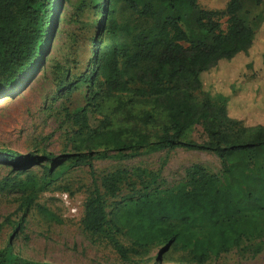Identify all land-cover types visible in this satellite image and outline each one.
Instances as JSON below:
<instances>
[{"label": "trees", "instance_id": "obj_1", "mask_svg": "<svg viewBox=\"0 0 264 264\" xmlns=\"http://www.w3.org/2000/svg\"><path fill=\"white\" fill-rule=\"evenodd\" d=\"M59 1L0 0V98L20 87L40 62ZM260 3L229 0L222 11L205 10L198 0H105L99 7L103 39L93 67L68 87L84 84L87 106L107 102L108 112L91 130L87 107L72 115L79 126L72 133L70 160L76 166L93 159L127 161L184 147L213 153L221 163L219 173L192 165L169 188L159 175L139 168L94 178L90 165L94 189L83 205V229L102 236L123 262L135 264L133 256L155 247L162 248L153 264H162L170 250L195 264L233 249L263 252L264 122L248 127L230 117L228 93L211 94L204 85L208 74L237 56L246 57V66L254 61L259 27L253 30L245 13ZM195 125L202 126L207 141L185 143ZM54 160L46 152L0 150V164L15 170ZM44 168L46 179L51 169ZM126 184L130 189L120 196ZM44 185L32 176L15 184L28 194L20 204L24 214ZM39 212L54 218L46 209ZM0 264L51 263L23 258L8 243L0 248Z\"/></svg>", "mask_w": 264, "mask_h": 264}, {"label": "rangeland", "instance_id": "obj_2", "mask_svg": "<svg viewBox=\"0 0 264 264\" xmlns=\"http://www.w3.org/2000/svg\"><path fill=\"white\" fill-rule=\"evenodd\" d=\"M104 2L60 0L57 21L43 46L40 62L20 87L0 98V150L36 155L46 152L55 157L51 165L44 162L22 170L0 164V248L10 243L18 255L33 261L132 264L123 262L102 236L83 229V205L94 189L93 176L99 178L116 169L130 172L139 168L159 175L164 187L169 188L182 180L192 165H202L212 173L221 170L215 154L184 147L142 154L127 161L93 159L89 164L76 166L70 160L74 155L72 133L79 126L72 115L87 107V124L91 130L99 126L108 112L107 102H102L101 108L87 106L88 91L84 84L72 91L68 87L69 81L87 75L93 67L99 41L103 39V14L99 7ZM228 2L198 0V5L205 10L222 11ZM245 15L253 30L259 27L252 55L254 61L246 66V57L237 56L230 64H221L218 71L208 74L204 85L211 94L228 93L229 116L249 127L264 122V0L258 6H248ZM225 21L226 18L221 19L222 29ZM194 96L201 99L198 93ZM183 140L201 144L207 137L202 126L195 125ZM44 166L51 169L46 179ZM28 176L35 177L39 185L44 182L45 187L24 214L20 204L28 194L14 186L26 181ZM120 188V196L130 189L127 184ZM39 208L46 209L54 218L43 215ZM262 245L264 249V240ZM161 248L149 249L140 257L133 256L138 261L135 264H153ZM161 263L195 264L173 250L163 255ZM205 264H264V250L253 254L250 248L233 249Z\"/></svg>", "mask_w": 264, "mask_h": 264}, {"label": "built area", "instance_id": "obj_3", "mask_svg": "<svg viewBox=\"0 0 264 264\" xmlns=\"http://www.w3.org/2000/svg\"><path fill=\"white\" fill-rule=\"evenodd\" d=\"M63 198H65V199H66V196H64Z\"/></svg>", "mask_w": 264, "mask_h": 264}]
</instances>
